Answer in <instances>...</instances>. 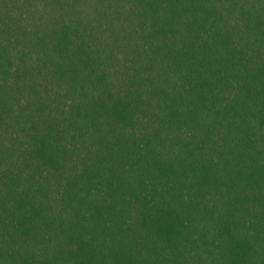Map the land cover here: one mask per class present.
I'll return each mask as SVG.
<instances>
[{
    "label": "trees",
    "instance_id": "trees-1",
    "mask_svg": "<svg viewBox=\"0 0 264 264\" xmlns=\"http://www.w3.org/2000/svg\"><path fill=\"white\" fill-rule=\"evenodd\" d=\"M0 264H264V0H0Z\"/></svg>",
    "mask_w": 264,
    "mask_h": 264
}]
</instances>
